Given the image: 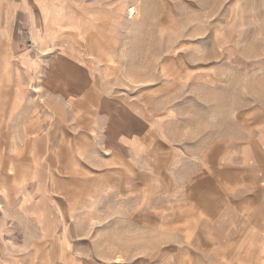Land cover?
I'll use <instances>...</instances> for the list:
<instances>
[{"label": "rangeland", "instance_id": "obj_1", "mask_svg": "<svg viewBox=\"0 0 264 264\" xmlns=\"http://www.w3.org/2000/svg\"><path fill=\"white\" fill-rule=\"evenodd\" d=\"M89 2L96 8L87 33L91 83L102 93V111L93 109L100 102L92 97L90 111L59 112L55 125L56 114L38 105L20 112L22 133L56 137L37 144V151L27 144L20 177L27 194L64 204L58 222L46 207L55 203H44L49 213L43 212V223L29 212L23 227L15 226L27 249H39L28 264H65L63 247L75 251L74 264H264L261 234H239L227 245L225 225L218 230L209 222L210 207L147 208L119 193L122 178H129L122 171L141 167L114 142L119 130L129 141L132 133L146 136L153 127L150 159L162 185L164 179L189 178L195 149L226 136L233 120L251 126L264 119V0ZM57 19L61 26L65 16L60 12ZM169 167L180 173L164 177ZM161 194L157 189L155 197ZM14 204L11 211L20 203Z\"/></svg>", "mask_w": 264, "mask_h": 264}, {"label": "crops", "instance_id": "obj_2", "mask_svg": "<svg viewBox=\"0 0 264 264\" xmlns=\"http://www.w3.org/2000/svg\"><path fill=\"white\" fill-rule=\"evenodd\" d=\"M95 9L89 0H0V176L9 177L6 183L0 181V264H28L30 256L40 254L37 248L27 249L26 243L20 241L21 229L16 235L15 226L23 227L31 217L27 216L29 212L43 223L44 203H55L46 207L58 222L59 208L64 206L56 199L49 202L40 195L37 200L27 194L25 180L20 178L25 176L21 170L30 148L27 144L32 143L37 151L41 149L37 144L54 143L56 137L31 139L27 131L22 133L20 112L27 110V105L34 111L33 106L38 105V109L56 114L51 123L55 125L59 112L90 111L92 97L100 102L93 109L102 111V93L92 88L91 43L87 36ZM60 12L65 16L61 26L57 19ZM65 32L71 36L60 39V33ZM232 122L234 126H228L226 136H217L210 146L195 149L189 178L169 179L170 182L164 179L162 185L155 178L161 172L154 171L150 159L148 144L156 142L153 127L147 128L146 136L132 133L129 141L123 140L119 130L114 141L120 145L117 149L129 154L128 159L141 167L122 171L129 178H122L119 193H130L133 203L147 208L150 203H180L179 207L200 211L210 207L209 222L218 230L225 225L227 245L240 239L239 234L256 237L260 233L264 240V119L254 124L250 121L251 126L246 121ZM123 143H130V147ZM179 173L169 167L163 169L162 175L172 178ZM160 188L163 194L155 197ZM14 203H20L17 211L10 210ZM196 222H203V218ZM259 245L262 251L258 254L264 255V243ZM75 255L68 247L60 252L61 257H67L65 264H74Z\"/></svg>", "mask_w": 264, "mask_h": 264}, {"label": "bare ground", "instance_id": "obj_3", "mask_svg": "<svg viewBox=\"0 0 264 264\" xmlns=\"http://www.w3.org/2000/svg\"><path fill=\"white\" fill-rule=\"evenodd\" d=\"M135 15V11L133 10V8H129V16L133 17Z\"/></svg>", "mask_w": 264, "mask_h": 264}]
</instances>
